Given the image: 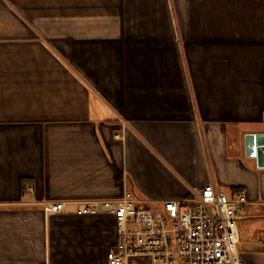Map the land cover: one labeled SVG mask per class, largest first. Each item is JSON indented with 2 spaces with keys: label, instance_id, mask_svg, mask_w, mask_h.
<instances>
[{
  "label": "crops",
  "instance_id": "obj_1",
  "mask_svg": "<svg viewBox=\"0 0 264 264\" xmlns=\"http://www.w3.org/2000/svg\"><path fill=\"white\" fill-rule=\"evenodd\" d=\"M259 133L264 0H0V264H108L114 216L71 202L209 183L247 195L238 249L264 264Z\"/></svg>",
  "mask_w": 264,
  "mask_h": 264
},
{
  "label": "built area",
  "instance_id": "obj_2",
  "mask_svg": "<svg viewBox=\"0 0 264 264\" xmlns=\"http://www.w3.org/2000/svg\"><path fill=\"white\" fill-rule=\"evenodd\" d=\"M128 134H116L123 139ZM245 193L230 197L207 184L180 200L156 202L127 191L111 200L71 202L84 214L110 213L118 240L107 254L108 264H130L134 258L152 264H248L240 255L238 214L248 204ZM47 213L67 211L65 201L44 203Z\"/></svg>",
  "mask_w": 264,
  "mask_h": 264
},
{
  "label": "water",
  "instance_id": "obj_3",
  "mask_svg": "<svg viewBox=\"0 0 264 264\" xmlns=\"http://www.w3.org/2000/svg\"><path fill=\"white\" fill-rule=\"evenodd\" d=\"M247 153L256 155L260 167H264V133L246 136Z\"/></svg>",
  "mask_w": 264,
  "mask_h": 264
}]
</instances>
